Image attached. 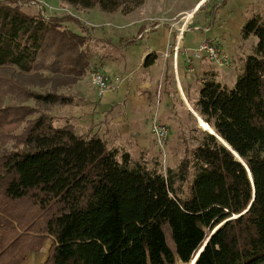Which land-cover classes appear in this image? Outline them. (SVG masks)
Returning a JSON list of instances; mask_svg holds the SVG:
<instances>
[{
  "label": "trees",
  "instance_id": "obj_1",
  "mask_svg": "<svg viewBox=\"0 0 264 264\" xmlns=\"http://www.w3.org/2000/svg\"><path fill=\"white\" fill-rule=\"evenodd\" d=\"M59 1L129 14L145 0ZM18 2L0 0V91L21 101L0 106V264H24L46 242L43 264H190L200 249L193 264H264V15L240 29L242 41L257 42L233 88L218 81L215 68L181 84L193 112L241 162L197 128L175 92L184 149L164 170L96 135L77 134L68 121L54 125L44 110L71 104L55 90L85 76L87 31L63 26L81 25L75 17L45 19ZM225 3L212 5L210 18ZM157 60L149 54L143 67ZM4 70L11 75L2 78ZM165 82L175 88L173 74ZM47 84L46 92L30 89Z\"/></svg>",
  "mask_w": 264,
  "mask_h": 264
},
{
  "label": "crops",
  "instance_id": "obj_2",
  "mask_svg": "<svg viewBox=\"0 0 264 264\" xmlns=\"http://www.w3.org/2000/svg\"><path fill=\"white\" fill-rule=\"evenodd\" d=\"M225 1V5L214 13L213 18L208 19L206 27L201 28L199 25L198 30L197 27L190 26L183 33L176 57L177 66L181 65L182 69L177 67L176 74L170 71V62L167 61L171 55L174 59L171 49L174 44V33L171 27L161 25L133 27L134 23L138 24L141 21L131 20L129 24H123V19L112 17L119 22L114 31L110 29L98 31L89 39L92 46H87L92 60L89 63L105 75L109 89L99 96L90 83L86 86L89 92L86 91V87L78 88L82 84V81H78L75 86L78 89L71 95V104L66 106L71 110L69 120L66 121L74 126L75 131L87 127L85 133H79L80 135H96L109 147L124 148L132 158L135 152L140 157L141 153L155 150V140L150 133V124L153 120L166 126L170 135L174 132L173 125H181L179 114L172 107L175 92L179 89V100L193 114L181 84L189 80L185 70V59L198 44L206 39L213 40L221 50L229 54L230 65L227 68H216L207 60L195 63V75L206 69L215 68L219 82L220 78L234 79L235 64L237 61L242 63L245 56L251 53L252 46L248 47V41L240 39V29L247 19L259 14L264 15V0ZM102 16L107 19L104 22L105 26L112 22L111 18ZM134 30L135 38L127 39ZM131 40L135 42L130 43ZM93 42L97 44L93 45ZM149 54H156L158 60L153 66L145 68L143 61ZM167 74L174 75L175 88L165 82ZM220 83L224 85L223 82ZM191 94L196 95L193 91ZM195 118L197 122V117ZM196 126L199 128L198 123ZM41 260H36L35 263L38 264Z\"/></svg>",
  "mask_w": 264,
  "mask_h": 264
},
{
  "label": "rangeland",
  "instance_id": "obj_3",
  "mask_svg": "<svg viewBox=\"0 0 264 264\" xmlns=\"http://www.w3.org/2000/svg\"><path fill=\"white\" fill-rule=\"evenodd\" d=\"M220 0H145L143 4H141L139 7H137L135 10H133L129 14H122L120 11L113 13V14H107L103 13L99 10L98 7H94L93 9L84 10L79 7H73L66 3L60 2L59 0H19L18 5L22 6L23 9L29 13L35 14L39 11H42L43 14H45L48 17H61L63 15H70L72 17H75L79 19L81 25H76L73 23H67L63 24L64 27H66L69 30H72L74 32H80L81 27L87 28V34L86 42L87 46H92V44L89 43V39L93 34L97 33L100 30L110 29L111 31H114V28L119 23L118 21H115L113 19H123V24H129L131 23V20L137 21L140 20V23H134L133 27L135 25H144L147 27L155 26V25H161L163 27H171L172 25H176L180 22V20L185 17V15L188 13L193 14L192 22L189 25L193 27H197L198 30L200 29L198 26L201 25L202 27L207 26L208 19L210 18V9L211 6L215 3L219 2ZM198 5V6H197ZM102 15H105L107 18H111L112 22L108 23L106 26L104 25L106 18H104ZM204 29V28H203ZM131 33V32H130ZM135 30L134 32L127 37V39L135 38ZM122 41V40H121ZM257 40L255 38H251L248 40L247 46L251 47L253 46ZM123 43V42H122ZM97 44V42H93V45ZM90 53V50H89ZM252 53V49H251ZM249 53V54H251ZM170 62V71L174 74L175 68H174V60L173 56H169L168 58ZM89 61L91 60V56L89 54ZM243 66V63L238 62L235 64L233 71L235 70L236 73L241 69ZM178 69H182V66L178 64ZM179 72V71H178ZM11 75L10 70H4L1 73L2 78H6ZM78 81H82V84L78 86V88H85L89 81L87 78V72L85 76L80 78ZM85 81V82H84ZM182 81V80H181ZM186 81H193V79L185 80ZM236 81V75L234 79H231L229 77L227 78H220V82H223L224 85H226L229 89L233 88ZM77 83V82H76ZM76 83L70 84L69 86H65L63 88H59L55 90L58 94H63L66 96L73 95L75 93ZM176 83V81H175ZM51 84H47V86L43 89L33 87L31 86V90H36L38 92H46L50 90ZM86 91L89 92V90L86 87ZM173 93V89L171 90ZM178 91V90H177ZM180 91V89H179ZM178 91V95L180 96V93ZM174 95V94H173ZM174 98L176 99L177 97ZM195 96V95H194ZM193 96V97H194ZM21 101L12 97L8 93H4L0 91V106H10V105H17ZM26 105L33 107L34 102L32 100L26 101ZM175 110L179 114V118L183 117V108L179 107V104L176 105ZM44 112L53 117L55 122V126H63L65 125L66 120H69L71 110L69 107L66 106H53L49 107ZM196 114V113H195ZM62 119V121H61ZM57 120H60V122H57ZM190 125V123H188ZM197 125V122H196ZM173 134H169V137L164 142L163 148H160L156 142V148L155 150H148L144 153H141L140 155L143 156L144 159L147 160V162L151 165L153 160L157 161L159 165H161L162 169H167L168 167H175L179 161V159L182 157V152L184 149V146L181 142V133L182 131L179 130V126L173 125ZM87 130L86 128H79L76 130V133H85ZM16 131L15 133H17ZM10 143H7L5 147H8ZM196 145L195 142H192L188 145L189 148H192ZM135 159L137 160L139 158V154L135 152L134 155ZM133 157V158H134ZM167 242L170 246H172V243L167 235ZM50 248V243L46 242L42 249L37 254H32L28 256V261L24 264H36V260H45L48 255V250ZM26 258V260H27ZM37 258L36 260H34ZM34 260V261H33ZM42 260L38 264H42Z\"/></svg>",
  "mask_w": 264,
  "mask_h": 264
},
{
  "label": "built area",
  "instance_id": "obj_4",
  "mask_svg": "<svg viewBox=\"0 0 264 264\" xmlns=\"http://www.w3.org/2000/svg\"><path fill=\"white\" fill-rule=\"evenodd\" d=\"M43 13V12H42ZM45 19L49 17L43 14ZM193 14H186L180 22L176 25L171 26V31L174 33V44L171 47L174 54V68L177 73L176 57L179 50V42L182 39V35L189 29V25L192 22ZM205 58L216 68H227L230 65V57L227 52L221 50L217 43L213 40L201 41L197 48L194 49L185 59L186 74L188 77H192L195 74L194 65L196 62ZM87 78L90 85L95 88L98 95L101 96L105 91L109 89L108 81L105 75L97 68L93 67L90 63L87 69ZM150 133L155 140L156 144L162 148L164 142L169 137V130L166 126L160 125L156 120H153L150 124Z\"/></svg>",
  "mask_w": 264,
  "mask_h": 264
},
{
  "label": "water",
  "instance_id": "obj_5",
  "mask_svg": "<svg viewBox=\"0 0 264 264\" xmlns=\"http://www.w3.org/2000/svg\"><path fill=\"white\" fill-rule=\"evenodd\" d=\"M193 114H194L195 117H197V123H198V127H199V123H204V122H203V121L197 116V114H195L194 112H193ZM200 121H201V122H200ZM199 128H200V127H199ZM201 130H202V131H205L204 129H201ZM205 132H207V133L210 134V135H215L214 129H213V133H210L209 131H205ZM215 136H216V135H215ZM216 137H217V136H216ZM217 139H218V141L222 144V146H223L225 149H227V150L230 151V153L233 155V157L235 158L236 161L241 162V159L239 158V156L237 155V153L234 152V151H232L231 148H230V146H229L226 142H224V141H223L221 138H219V137H217ZM201 250H202V249L199 250V252L197 253L196 257L194 258V260H193L190 264H193V263H194V261L196 260L197 256H198L199 253L201 252Z\"/></svg>",
  "mask_w": 264,
  "mask_h": 264
},
{
  "label": "bare ground",
  "instance_id": "obj_6",
  "mask_svg": "<svg viewBox=\"0 0 264 264\" xmlns=\"http://www.w3.org/2000/svg\"><path fill=\"white\" fill-rule=\"evenodd\" d=\"M204 1V0H202ZM198 6V5H197ZM201 122V121H200ZM199 127L201 129H204L205 131H209L210 133H213V128L207 125L206 123H199Z\"/></svg>",
  "mask_w": 264,
  "mask_h": 264
}]
</instances>
